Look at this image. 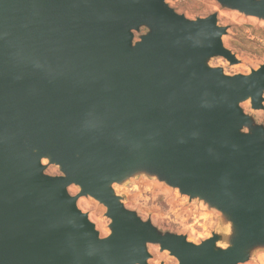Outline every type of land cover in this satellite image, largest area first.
Listing matches in <instances>:
<instances>
[{
  "label": "water",
  "instance_id": "water-1",
  "mask_svg": "<svg viewBox=\"0 0 264 264\" xmlns=\"http://www.w3.org/2000/svg\"><path fill=\"white\" fill-rule=\"evenodd\" d=\"M215 1L264 20V0ZM226 31L166 0H0V264H147V244L177 264H240L264 247V127L239 107L262 109L264 64L209 67L238 63ZM136 171L224 214L230 245L160 234L126 209L111 184ZM81 196L106 208L108 236Z\"/></svg>",
  "mask_w": 264,
  "mask_h": 264
},
{
  "label": "rangeland",
  "instance_id": "rangeland-1",
  "mask_svg": "<svg viewBox=\"0 0 264 264\" xmlns=\"http://www.w3.org/2000/svg\"><path fill=\"white\" fill-rule=\"evenodd\" d=\"M166 3L177 13L188 19L206 17L217 13L218 25L226 27L222 37V45L228 49L238 61L230 64L222 57H213L207 61L211 68H221L226 76L247 75L264 64V20L247 16L236 10L221 7L215 0H166ZM146 32L141 29V33ZM252 41L246 50L238 39ZM138 34H136V40ZM262 109L253 110L250 100L239 104L242 112L250 117L253 125L264 127V94ZM244 133L249 128H244ZM44 173L50 176H60L58 167L42 161ZM115 195L119 197L124 207L134 212L142 221H149L160 234H176L186 238L193 244H200L213 235L218 237L216 248L226 249L235 236V230L229 219L199 198H189L181 194L156 176L136 171L125 177L119 183L111 184ZM70 195H77V186L68 188ZM77 208L87 214L94 224L100 238L110 234V219L106 216V208L90 196H81L77 200ZM149 259L147 264H177V260L168 251H162L157 244H147ZM240 264H264V247L256 246L249 253L246 262Z\"/></svg>",
  "mask_w": 264,
  "mask_h": 264
},
{
  "label": "trees",
  "instance_id": "trees-1",
  "mask_svg": "<svg viewBox=\"0 0 264 264\" xmlns=\"http://www.w3.org/2000/svg\"><path fill=\"white\" fill-rule=\"evenodd\" d=\"M239 43H241L242 47H244L246 50H250L249 46L254 44L250 40H244V38L238 39Z\"/></svg>",
  "mask_w": 264,
  "mask_h": 264
}]
</instances>
